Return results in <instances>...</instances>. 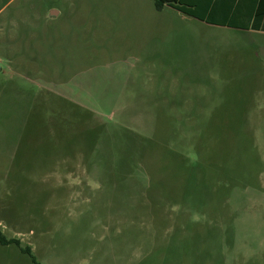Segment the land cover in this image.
I'll list each match as a JSON object with an SVG mask.
<instances>
[{"label":"rangeland","instance_id":"374dc122","mask_svg":"<svg viewBox=\"0 0 264 264\" xmlns=\"http://www.w3.org/2000/svg\"><path fill=\"white\" fill-rule=\"evenodd\" d=\"M183 16L0 0V231L40 264H264V36Z\"/></svg>","mask_w":264,"mask_h":264},{"label":"crops","instance_id":"0c3cea01","mask_svg":"<svg viewBox=\"0 0 264 264\" xmlns=\"http://www.w3.org/2000/svg\"><path fill=\"white\" fill-rule=\"evenodd\" d=\"M196 12L191 17L165 4L184 18L214 29L233 30L247 35L264 36V0H179ZM155 3V0H154ZM162 9V10H163ZM161 10V11H162Z\"/></svg>","mask_w":264,"mask_h":264},{"label":"trees","instance_id":"16d2710c","mask_svg":"<svg viewBox=\"0 0 264 264\" xmlns=\"http://www.w3.org/2000/svg\"><path fill=\"white\" fill-rule=\"evenodd\" d=\"M167 3H169L171 5L175 3V5H172V6H174V8L176 10L182 12L183 14H186V15L191 16V17H198L196 12H194L192 9H190V7H188V5H185L184 2L179 1V0H155V7H156V9L158 11H161L163 9V7L165 6V4H167ZM0 243L3 244V245L14 244L17 247L21 248V244H20V242L18 240H16V239H10V240L6 239V237L2 234L1 231H0ZM21 250L31 257L32 262L34 264H40L36 260L31 248H29V247L21 248Z\"/></svg>","mask_w":264,"mask_h":264}]
</instances>
